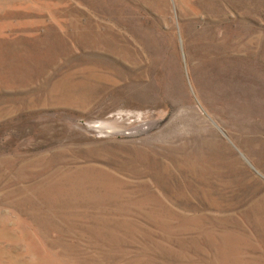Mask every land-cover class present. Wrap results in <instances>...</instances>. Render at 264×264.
<instances>
[{
  "label": "rangeland",
  "instance_id": "374dc122",
  "mask_svg": "<svg viewBox=\"0 0 264 264\" xmlns=\"http://www.w3.org/2000/svg\"><path fill=\"white\" fill-rule=\"evenodd\" d=\"M0 264H264V0H0Z\"/></svg>",
  "mask_w": 264,
  "mask_h": 264
}]
</instances>
